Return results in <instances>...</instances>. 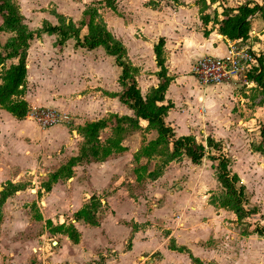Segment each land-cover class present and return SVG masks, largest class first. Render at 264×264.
Listing matches in <instances>:
<instances>
[{"label":"rangeland","instance_id":"rangeland-1","mask_svg":"<svg viewBox=\"0 0 264 264\" xmlns=\"http://www.w3.org/2000/svg\"><path fill=\"white\" fill-rule=\"evenodd\" d=\"M157 1L159 0H115V11L106 5L105 0H14V3L20 7L21 13L26 18L25 23H30L28 27L31 31L40 29L44 21L59 25L60 17H62L66 22L73 21L78 28L83 29L82 36H85L88 31L84 25L89 22V17L85 16V12L88 8H96L108 30L115 37L118 33L120 37H125L128 41L129 35L135 34L136 28L134 26L139 28V20L143 21L144 9L149 6L156 9L158 7ZM215 1L219 2L218 5L221 8V0ZM230 1L223 0L226 6H230V4L235 6ZM171 5H175V3ZM212 14L214 15V12ZM2 26L3 20L0 17V27ZM138 31L140 33L139 29ZM14 36L7 28H2L0 30V50L4 49L8 40ZM44 36L35 40V45L40 46L41 43H49L50 41L54 43L55 41L54 46H57V41L60 39L59 35H53L52 38ZM71 43L76 42L72 39ZM80 49L84 50L83 55H79L78 61L71 67L63 65V49L59 52L61 55L58 53L60 48L55 50L56 54L51 47L45 50L43 60L36 56L34 50L30 60L29 80L27 74L24 85V95L27 93L26 83L30 84V91H33L32 95L28 96L31 102L30 111L40 109L55 111L63 117L62 123L49 129H41L35 120L27 117L24 120L26 122L18 124L24 131L21 136L12 132L15 130L12 126L13 116L8 112L6 113L9 117L6 114H1L0 198L4 192L11 193L10 198L2 208L0 217V264H44L42 263L43 259L52 263V259L57 255L62 261L65 257H76L80 253V249L75 252L67 247L63 252H59L60 247H64L62 244L66 243L63 237H68L63 232L62 226H73L79 232V245L81 244L89 259L84 264L124 263V258H121V255L132 250L133 240L136 236H138V245L140 244L138 249L141 252L136 257L134 264H190L192 261L189 262L187 255L180 256V253L176 252L175 254V251L171 250L172 246L185 247L180 245L178 239H180V233L184 235L190 231L194 237L192 239L190 237L188 240L189 236H186L187 239L184 237L185 241H194L195 252L199 253V256L196 257H200L199 259H202L204 264H264V238L254 234L256 227L264 228V167H259L260 173L258 174L248 171L249 176L247 174L245 177L247 187H249V189L247 188L248 207L257 208L259 211L257 215L246 219L245 224H240L232 211L212 204V200L217 202V199L223 196L224 190L221 186L213 187L214 189L210 192L211 196L205 200L207 203L199 204L197 201H193L194 206H199L198 213L194 215L190 204L189 207H180V205H184L181 198L187 196V193L181 195L179 199L167 202L171 195L180 192V178L178 180L171 176L164 182H159L160 178L152 179V175L164 167L166 159L160 157L159 151L151 156L144 155L143 151L149 145L148 139L151 138L148 136L151 134L147 136L145 133H141L142 135L138 139L140 141L136 145L129 144L130 148L128 149L132 151L133 159L126 156L123 158L125 164H112L116 167L120 166V169L111 172L115 174L111 191L114 194L118 188L128 184L131 186L130 196L133 202L122 204L119 201L113 206L101 202L97 214L99 226L93 227L84 221L78 222L79 226H75L71 222L68 224L67 221L70 219L68 215L76 210L75 206H65V203H60L59 208H52L53 205L51 204L48 207L37 205L43 199L52 198L54 194L50 195V193L54 188L62 191L60 194L63 202L69 200L70 196L64 190V187L69 184L67 178L53 184L50 192L44 190V185L50 181L51 176L61 166L67 165L74 154L79 155L80 148L85 141L79 135L80 128L91 123V121H98L103 115L104 119H108L112 115L111 112H106L112 110L111 102L105 103L103 108H101L102 103L97 104L102 93L98 90L96 76L102 69L110 68L107 65L108 60L102 66L101 58L105 57L102 50L99 52V49L93 51ZM103 51L106 53L105 50ZM106 56L108 55L106 54ZM14 61L9 60L8 62L16 65L18 60L15 64ZM38 61L43 70L41 83L39 80L34 82L35 68L33 67L37 65ZM8 62L0 68V85L3 84L6 70L12 66ZM84 62L83 68L79 70V64ZM85 68L88 69L87 73L84 72ZM63 70L68 72L72 70L73 76L82 74L81 78L84 82L81 88L76 89L74 85L77 82L72 81V79L61 80L59 73L61 74ZM77 77L80 78V76ZM35 83L37 87L34 85ZM238 83L240 87L237 91L248 99L249 110L264 105L263 90H259L255 84L254 86L247 85L243 78ZM185 90H193L195 94L204 91L200 87V83L194 80L186 83ZM107 95L113 97V94L105 92V96ZM39 99H46L51 103L54 101L57 103L56 109L37 106L35 102ZM17 100L19 98L14 99V101ZM196 101L195 98L194 102L196 103ZM195 108L198 109L202 118L207 115V110L203 104L197 105ZM262 125H264V120L255 123L254 130H256L249 133L254 140L253 150L264 149V137L261 136V130L258 129ZM126 129V134L129 135L132 128L126 127ZM132 130H141V128ZM147 130L146 133L150 131ZM112 135L111 129L103 132L100 136L101 142L104 143ZM52 136H58L61 139L54 142ZM77 148H79L78 151ZM119 154H113L106 161ZM239 158L236 163V170L242 172L244 171L242 161L247 162L249 159L244 155L239 156ZM251 162L253 161H249L250 164ZM130 164H132L131 167ZM253 164L255 166L256 161ZM89 167L90 165L87 163L81 165V169H84L83 171L86 173ZM76 168L74 171H79ZM79 172L82 174V170ZM11 185L18 186L20 191L13 192ZM162 190L164 194H162ZM203 194H205L204 191L197 196L202 197ZM94 196L98 200L103 198L102 195ZM185 216L186 219H184ZM197 216L200 219L195 218ZM52 218L54 221L51 220ZM50 220L51 223H49ZM93 229H98V234L95 238L90 239L91 234L89 232ZM244 232L249 234L245 235ZM145 245L147 246L145 247ZM44 247H46V252H43ZM168 253L171 255L167 257ZM44 254L47 256L46 258H44ZM71 264L74 263L71 262Z\"/></svg>","mask_w":264,"mask_h":264},{"label":"crops","instance_id":"crops-1","mask_svg":"<svg viewBox=\"0 0 264 264\" xmlns=\"http://www.w3.org/2000/svg\"><path fill=\"white\" fill-rule=\"evenodd\" d=\"M248 1H252L258 5L264 6V0H231L230 3L235 6H231L230 4L229 7L235 8L237 6L246 4ZM179 2L180 5H171L173 2L168 0L157 1L158 7L156 9H153L150 6L144 9V12L142 13L144 14V19L143 21L139 20V28L134 26V28H136V31L134 30L135 34L132 36L130 34L128 41L125 37H120L118 33L116 38L122 43L124 42L123 44L127 48L129 60L132 62L133 66L139 70L137 80L142 97L145 100H147L152 95L153 91L157 89L160 84V80L157 77L160 69L156 64L154 45L157 44L160 39H165L164 57L166 60V68L168 70V76L174 79L165 96L164 104H169L170 102L174 104V109L168 113V117L166 119L167 124L174 129L177 138L192 136L196 139L198 144L204 145H206L208 138H212L216 142L222 143L227 156L230 159L232 158L231 170L233 169V172L239 175L242 184L245 185L246 189H249L245 179L247 174L249 176L248 171L258 174L260 173L259 167H264V155L259 153L258 149L253 150L252 144L254 140L253 136L249 134L250 132L256 130H254L255 123L260 122V120H264V105L256 106L255 109L249 110L247 106L248 99L239 91H237V89L240 87L238 86L239 83L237 81L217 86H203L200 84V87L204 89V91L200 94H197V92L195 94L193 90H185L186 83H189L190 80L199 82L195 77L192 76L193 66L199 60L205 57H227L229 54V45L232 40L222 36L219 33V26L214 22L208 26H204L200 19L199 7L196 5L197 0H179ZM218 4L219 2L216 1L215 4L211 5L212 9L208 10V13L212 18H214L215 14H217V21H221L223 9L220 8ZM253 5L254 4L251 6ZM212 11L214 12V15L212 14ZM250 23L252 30L250 31L248 39H250L251 45L256 51H258L259 55L264 57V21L261 17V14L257 13L255 16H253ZM138 29L140 30V33ZM205 31L208 32L207 36L205 35ZM45 36L47 38L54 37L53 35ZM71 42L72 40H69L63 47L56 46V48L54 46V43H56L55 41L54 43L52 41L49 43H41L39 44L40 46H37L35 45L34 40L31 43V47L28 52V80L31 68L30 60L34 50L36 56L43 60L45 58V50L50 49V47L54 54H56L55 50H58V48H60L58 53L61 51V49H63V65L68 67L74 65V63L78 61L77 59L79 55H83L82 52L84 50L76 48V43ZM49 44L50 47H48ZM98 49L99 52L102 50L103 56H105L101 58L102 66H104L106 60H108L107 65L110 66V68L105 70L102 69L96 76V82L99 86L98 90L103 94L100 95L97 104L99 105L102 103L101 108H103L105 103L109 104L111 102L112 110H108L106 112H111V114L118 115L120 117H135L134 112L127 106L123 105L117 96L123 91L119 83V79L122 74L121 68L117 66L113 57L106 56L103 48ZM15 63H17L16 60L14 61V64ZM39 63L40 62L38 61L37 65H34L33 67L35 68L34 82L39 80L41 83V80H43V70L39 66ZM8 64L11 66L13 63L8 62ZM84 64L85 62L80 63L78 69L80 70L83 68ZM84 72L87 73L88 69L85 68ZM77 76H80V78ZM81 76L83 75L76 74V76H73L72 70H70V72L63 70L61 74L59 73L61 80L69 78L72 79V81L77 82V84L74 85L76 89L81 88V85L84 82ZM29 85L30 84L26 83L27 93L21 99H24L30 105L31 102L28 99V96L32 95L33 91H30L31 87H29ZM34 85L37 87L36 83ZM255 87H257V85H255ZM38 89L40 90L39 87ZM259 90L262 91L260 88ZM105 92L113 94V97H110L109 95L105 96ZM246 94L248 93L246 92ZM195 98L197 100L196 103L194 102ZM35 104L48 109H56L57 106V103L54 101L51 103L46 99H39V101H36ZM201 104H203L207 110V115L203 118L198 113V109L196 110L195 108L197 105L200 106ZM6 112L7 111L0 106V117L1 114H6V116H8ZM103 116L101 117L102 119H104ZM101 118L99 120H101ZM12 121V126L15 128V130L12 132H16L22 136L24 131L22 130V127H19L18 124H23L22 122L26 121L17 120L16 118L12 119ZM91 122H95V120ZM147 126L148 123L146 121L140 120L141 130L130 129L132 132L129 135H125L126 138L122 144L126 150L120 153L118 156L109 159L110 161L108 160L99 164H88L90 167L87 169V173L86 171H83L84 169H81L82 164L78 165L76 170H82V174H80L79 171H74L73 177L68 179V186L64 187L67 195L70 196L67 202H63L62 200V196L60 194L62 191H58L56 188H54L52 193H50V195L54 194V196L52 198H48L47 200L43 199V201L41 203L38 202L37 205L48 207V205L50 206L51 204L53 205L52 208H59L60 203H65V206H75L76 210L68 215L70 219L67 221V223L70 224L71 222L75 224V226H79V223L76 221L74 216L77 212L89 204L90 199L94 195H102L103 198L100 201L104 204L108 203L109 206H113L119 201L122 204L132 203L133 199L130 196V185L126 184L121 186L114 194L113 191H111V187L115 179V174L111 172H115L116 169H120V166L116 167L112 164H125L123 158L126 156H130V158L132 157L133 159L134 156L132 151L128 149L130 148L129 144L136 145L140 141L138 139L139 136L142 135L141 133H145L147 136L151 134L148 136V138H151L148 139V143L154 141L157 138V133L153 130H150L146 133ZM260 127L261 126H259L258 129H260ZM108 130L109 129H106L105 131ZM13 135L15 136V134ZM52 137H54V142H57V139H61L58 136ZM78 149L79 148L76 150L78 151ZM210 154L214 155L215 153L208 150V154L203 160L202 165H194L187 156H183L180 160L173 161L166 167V172L160 178L159 182H164L171 176L178 180L180 178V192H178L176 195H171L170 198L168 197L169 199L166 198L167 202H172L173 200L179 199L181 195L187 193V196L181 198L184 201V205H180V207H189L190 204V208L192 209L191 211L194 215L198 213L199 209V206H194V200L199 204L207 203L205 200H207V197L209 199L211 196V190L220 186L216 178L217 162H212L209 159L208 156ZM243 155L249 160H247V162H245V160H243L244 162L242 161V167H244V171H242V173L239 170H236V163L238 162V159H240L239 156ZM73 156L76 157V154ZM249 161H256L255 166L253 162L250 164ZM131 166L132 164H130V167ZM202 191L205 192V194H203L204 196L198 197V194ZM162 194H164V191ZM206 205L209 206L208 204ZM198 217L199 216L195 218ZM184 219H186V216ZM51 220L54 221L53 218ZM51 220L49 223H51ZM97 231L98 229H93V231L89 232L91 234L90 239L95 238L96 234H98ZM186 236H189L188 240L190 237L191 239L194 237V235L192 236L191 231L190 233H185L184 235L180 233V239H178V242H180V245L188 247L193 252L192 254H194L195 257H198L199 253L197 254L195 252V244L193 243L194 241L192 240V242H186ZM63 238L66 243L62 244L64 247H60L59 252H63L65 248L69 247L75 252L80 249V253L76 257H62L64 258L63 261L57 255L54 257V259H52V263H49L47 259H43L42 263L71 264V262H73L74 264H84L89 260L87 253L84 252L81 244H74L68 237ZM137 238L138 236H136L133 240L134 245L132 246V250L121 255V258H124V263L122 264H134L136 261V257L141 252L140 249H138L140 244L138 245L139 242ZM146 246L147 245H145V247ZM43 252H46V247H44ZM174 253L176 254V252ZM169 255L171 254L168 253L166 256L168 257ZM182 255L183 254H180V256ZM46 257L47 256L44 254V258ZM188 260L189 262L191 261L190 258Z\"/></svg>","mask_w":264,"mask_h":264},{"label":"trees","instance_id":"trees-1","mask_svg":"<svg viewBox=\"0 0 264 264\" xmlns=\"http://www.w3.org/2000/svg\"><path fill=\"white\" fill-rule=\"evenodd\" d=\"M175 5H180L179 0H171ZM210 2V3H209ZM106 5L115 11V0H105ZM215 0H197L196 5L199 7L200 19L204 26L212 22L219 26V33L229 40H238L248 38L251 31L250 17L257 13L261 14L264 21V6L258 5L252 1L246 4L231 8L226 6L221 0L223 9L222 20L217 21V14L212 18L208 13L211 5ZM100 4H102L100 2ZM254 4L253 6H251ZM85 16L89 17V22L84 25L87 28V34L82 36L83 29L78 28L73 21L66 22L60 17L59 25H53L48 21L43 22V26L35 31H31L25 23L26 18L21 13L20 7L14 3V0H0V17L3 20L2 28H7L15 36L10 38L4 49L0 50V68L9 60H18L16 65H12L6 70L3 77V84L0 85V106L10 113L17 120H25L30 112V105L24 99V85L27 79V60L31 43L36 39H41L44 35H59L57 46L63 47L69 40H75L76 48H82L93 51L103 48L106 54L115 59L118 67L121 68L122 74L119 83L123 89L120 95H117L121 103L134 112L135 117L111 115L108 119H101L95 122L87 123L79 130V135L84 138V143L80 148L79 155L70 159L67 165L56 171L48 183L44 185V190L50 192L52 185L63 178L70 179L74 175V169L82 163L92 164L105 162L115 153L124 152L126 149L122 146L127 133L126 127L132 129L140 128V120L148 123L147 129L157 133V138L151 141L144 149L145 156H151L160 152V157L165 158L164 167L152 175L153 180L161 178L166 167L173 161L180 160L187 156L194 165H202L203 160L208 154V150L214 152L209 155L212 162H217L216 174L220 186L224 190L222 197L217 202L212 200L213 205L232 211L240 224H245L246 219L257 215V208L248 207L247 189L242 184L238 174L231 170V159L224 151L222 143L208 138L206 145L198 144L196 139L189 137H176L174 129L166 122L168 113L174 109V104L165 103L166 93L174 81L168 76L166 60L164 57L165 39H160L154 45L156 64L160 71L157 74L160 84L152 95L145 100L142 97L137 76L139 70L133 66L129 60L126 46L118 40L107 28L106 24L100 17L96 8H88ZM205 35L208 32L205 31ZM261 71L255 68L252 80L257 87L264 91V57L259 59ZM15 98L19 100L14 101ZM106 129L112 130V137L104 143L101 142V134ZM261 136L264 137V125L260 127ZM258 152L264 155V149H258ZM13 192L20 191L18 186L11 185ZM11 192H4L0 198V217L2 208ZM101 207V201L95 196L90 199V203L75 214L77 222L84 221L90 226H99L98 210ZM63 232L74 243L79 244L80 234L73 226L61 227ZM245 235L249 234L244 232ZM254 234L264 238V228L256 227ZM172 251L187 255L193 264H204L199 258L195 257L186 247H171Z\"/></svg>","mask_w":264,"mask_h":264},{"label":"built area","instance_id":"built-area-1","mask_svg":"<svg viewBox=\"0 0 264 264\" xmlns=\"http://www.w3.org/2000/svg\"><path fill=\"white\" fill-rule=\"evenodd\" d=\"M253 17L249 18V21ZM252 35V34H251ZM261 56L250 43V39L234 40L229 45V54L224 58L205 57L199 60L192 69V74L203 86H217L231 82H239L242 78L247 85L256 83L251 76L258 67ZM29 119L36 121L41 129H49L63 122L61 114L52 110H33L28 114Z\"/></svg>","mask_w":264,"mask_h":264}]
</instances>
